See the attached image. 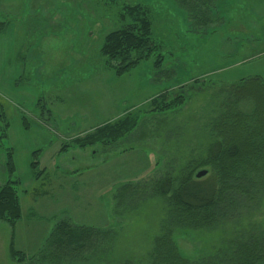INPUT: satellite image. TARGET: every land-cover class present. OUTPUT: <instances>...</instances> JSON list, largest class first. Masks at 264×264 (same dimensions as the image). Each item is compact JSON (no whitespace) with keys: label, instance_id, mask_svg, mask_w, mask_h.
<instances>
[{"label":"rangeland","instance_id":"obj_1","mask_svg":"<svg viewBox=\"0 0 264 264\" xmlns=\"http://www.w3.org/2000/svg\"><path fill=\"white\" fill-rule=\"evenodd\" d=\"M263 1L0 0V112L5 113L0 125L6 120L10 129L0 145V184L8 176L5 152L11 146L16 154L11 178H20L29 193L26 201L19 197L18 228L28 229L30 240L28 221L40 217L42 222L31 229L34 250L45 245L47 229L62 220L106 222L114 232L78 256L68 252L75 256L71 260L23 264H150L165 202L153 197L136 205L122 198L118 206L117 196L125 184L143 185L167 172L175 176L184 163L205 158L212 141L209 123L223 98L220 91L240 78L260 76L264 81V52L259 53L264 19L256 21L264 15ZM135 6L151 19L154 51L117 74L110 65L117 62L106 60L101 45L107 33L131 20L128 10ZM157 56L162 57L159 66ZM39 93L43 98H37ZM178 93L186 99L183 105L170 110L155 106V99L170 101ZM238 107L247 111L250 104ZM127 114H134L136 125L116 140L70 145L73 138L93 134ZM23 116L29 131L21 129ZM23 143L38 151L34 171L31 154H19ZM200 170L209 176L212 169ZM31 174L42 176L32 181ZM41 189L48 196L34 197ZM252 207L209 229H176L172 239L191 261L230 249L236 241L264 234V196ZM11 235L10 224L0 220V264H18L8 251ZM54 250L60 259L65 255Z\"/></svg>","mask_w":264,"mask_h":264},{"label":"trees","instance_id":"obj_2","mask_svg":"<svg viewBox=\"0 0 264 264\" xmlns=\"http://www.w3.org/2000/svg\"><path fill=\"white\" fill-rule=\"evenodd\" d=\"M128 14L131 20L107 33L101 45L106 60L117 62L110 64L117 74L126 72L154 51L147 11L135 6L129 8ZM161 62L162 57L157 56L156 66ZM220 92L223 98L209 123L212 141L207 146L205 158L184 163L175 176L167 172L144 181L143 185L125 184L123 195L117 196L118 206L123 203L122 198L136 205L153 197L165 202L166 212L160 233L155 237L150 264H261L264 260V234L261 238L250 235L245 241L234 242L230 249H221L195 261L183 257L172 239L176 229H209L223 221L238 219L242 208L252 204L255 208L264 196V81L260 76L240 78ZM172 96L170 101L155 99V106L170 110L186 100L180 93ZM242 102H248L250 109L240 110L238 106ZM3 117L2 110L1 120ZM136 121L134 114H127L113 123L100 125L93 134L73 138L70 145L83 148L104 139L114 141L135 127ZM21 124L29 130L30 124L24 116ZM8 129L9 123L5 120V124L0 125L1 146L7 139ZM6 150L4 167L8 176L5 183L0 184V220L13 226L21 217L19 180L11 178L15 172L13 150L11 146ZM37 152L31 153V171L38 167ZM204 166H210L211 173L197 178L198 169ZM113 234L112 229L62 220L49 233L45 247L60 249L66 259L71 260L75 256H67L68 252L78 256L79 252L93 249L96 241L103 243ZM9 254L19 261L26 258L14 248L12 241Z\"/></svg>","mask_w":264,"mask_h":264},{"label":"crops","instance_id":"obj_3","mask_svg":"<svg viewBox=\"0 0 264 264\" xmlns=\"http://www.w3.org/2000/svg\"><path fill=\"white\" fill-rule=\"evenodd\" d=\"M83 2V1H82ZM264 2V1H263ZM221 3V2H220ZM262 3V2H261ZM264 5V4H263ZM257 16H259L258 18H256V21H258V23L260 22L261 23V21H262V19H264V15H262V14H260V15H257ZM260 18V19H259ZM261 27L259 28V30H260V35H263L264 36V23L263 24H261L260 25ZM243 29V28H242ZM258 44H262V41H260ZM248 46H255V44L253 45V44H248ZM243 48H245V47H242V49ZM261 52H259V53H263L264 52V48H261V50H260ZM23 67V66H22ZM40 94V93H39ZM38 94V96H37V98L40 96V98H43V96L40 94L39 95ZM24 103H26V102H24ZM21 129H22V131H24L25 129H24V127H21ZM26 131H29V130H26ZM10 133V129L8 130V134ZM12 144V143H11ZM21 145H23V147H22V152H19V154L21 153V154H25V156L27 157V158H29L30 157V154L34 151H32V150H30V146L29 145H27L26 143H23V144H21ZM13 146V145H12ZM41 145L38 143L37 145H36V147H40ZM14 147V146H13ZM41 149V148H40ZM14 150V149H13ZM13 157H14V164H15V167H16V154H15V151H13ZM38 158H40V157H38ZM31 176H32V181L33 180H39V176H42V175H38L37 177H35V176H33V174H31ZM42 178V177H41ZM31 179V178H30ZM18 180H19V185L21 184V186H20V194H19V197L20 198H23L24 199V201H26L27 200V195L29 194L28 193V190H27V188H25L24 186H23V184H22V182H21V180H20V178H18ZM36 180V181H37ZM31 181V180H30ZM30 181H27L26 182V186L27 185H29L28 183L30 182ZM30 185H32V182H31V184ZM52 185V184H51ZM53 186V189H55L57 186H59V184H56L55 186L54 185H52ZM32 187V186H31ZM58 188V187H57ZM56 188V189H57ZM32 192H34V191H32ZM34 197L35 196H38V195H45V196H48V194H47V190H44V189H41V190H37L36 192H34ZM23 195H24V197H23ZM20 198H19V201H20ZM33 202V204H36L37 203V201L35 200V199H32V201H31V203ZM46 202H47V200H46ZM21 201H20V207H21V217L19 218V220L13 225V226H11V229H12V235H11V241H12V243H13V246H14V248L17 250V251H20V252H22V253H24L25 254V259L23 260V261H19V260H15L14 258H12L13 260H14V262H18V264L19 263H21V264H23L25 261H31V260H41V261H43L44 263H48V261L50 262V261H54V260H56V259H58L57 261L59 262V260H64V259H66V256L65 255H62V259H60L59 258V255H55V254H53V252L55 251L54 249H48V248H46L45 247V245L41 248V246H40V248L39 249H37V250H34V245H35V235H34V231L33 230H31L32 228L35 230V227L37 226V223L38 222H42V220H39L40 219V217H37V218H35L34 216H31V218L29 219V221L28 222H30V226H31V229H30V231H29V233H30V240H29V238H27V237H29L28 236V229L27 230H25V231H23V228L22 227H20V228H18V224L21 222V220H22V206H21ZM47 203H45V205H46ZM103 210V209H102ZM102 210L100 211V213L102 212ZM102 216V215H101ZM58 223V222H57ZM57 223H55V225L57 224ZM74 224V223H73ZM75 225H84V226H91V227H97V228H104V229H113V227L112 226H108V224L105 222V223H103V222H99V224L98 223H94V224H87V223H80V224H75ZM53 227L54 226H52L51 228H48L47 229V231L44 233V239H46L45 237H46V235H49V233L51 232V230L53 229ZM32 231V232H31ZM39 238V237H38ZM10 241V242H11ZM40 241H41V238H40ZM34 242V243H33ZM10 244V243H9ZM8 251H9V247H8ZM64 253V252H63ZM16 262V263H17Z\"/></svg>","mask_w":264,"mask_h":264},{"label":"water","instance_id":"obj_4","mask_svg":"<svg viewBox=\"0 0 264 264\" xmlns=\"http://www.w3.org/2000/svg\"><path fill=\"white\" fill-rule=\"evenodd\" d=\"M206 174V170H200L199 172L196 173V177L199 178V177H202Z\"/></svg>","mask_w":264,"mask_h":264}]
</instances>
